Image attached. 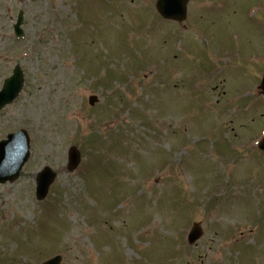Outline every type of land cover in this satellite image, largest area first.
I'll return each mask as SVG.
<instances>
[{
    "label": "rangeland",
    "instance_id": "374dc122",
    "mask_svg": "<svg viewBox=\"0 0 264 264\" xmlns=\"http://www.w3.org/2000/svg\"><path fill=\"white\" fill-rule=\"evenodd\" d=\"M212 2L197 0L193 11ZM217 9L185 30L173 23L181 33L165 32L152 0H0V90L16 66L24 71L19 97L0 112V141L22 129L31 138L20 178L0 185V264L56 254L61 264H264V155L256 144L264 99L250 74L260 67L246 52L257 43L264 60V0H221ZM239 49L247 62L234 66ZM153 57L159 65L148 68ZM220 71L228 74L220 77L224 99L209 80ZM92 94L101 99L95 107ZM120 94L129 97L125 108ZM72 146L81 152L74 170ZM46 166L57 178L39 201ZM195 222L204 237L190 246ZM223 225L238 230L224 235Z\"/></svg>",
    "mask_w": 264,
    "mask_h": 264
},
{
    "label": "water",
    "instance_id": "95a60500",
    "mask_svg": "<svg viewBox=\"0 0 264 264\" xmlns=\"http://www.w3.org/2000/svg\"><path fill=\"white\" fill-rule=\"evenodd\" d=\"M188 0H161L159 8L163 12L164 16L169 18L184 19L186 3ZM178 14H170L175 7ZM182 11V14L180 13ZM23 22V12L19 14L18 23L15 25V31L18 36L23 35V31L20 26ZM23 87V78L21 69L18 67L14 71V76L5 82L3 90L0 92V110L6 105L12 103L19 95ZM96 102L95 97H91L90 103L94 105ZM29 137L25 131H21L17 134L10 135L7 141L0 143V184H4L8 181L12 182L19 177V173L24 164L29 158ZM264 149V142L261 144ZM71 166L75 167L80 161V154L76 149L71 150ZM55 174L50 168H45L39 175L37 186V197L43 199L46 197L49 187L54 181ZM202 236L200 225L196 224L189 236V242L195 243ZM61 257H56L45 264H60Z\"/></svg>",
    "mask_w": 264,
    "mask_h": 264
},
{
    "label": "flooded vegetation",
    "instance_id": "af4514ba",
    "mask_svg": "<svg viewBox=\"0 0 264 264\" xmlns=\"http://www.w3.org/2000/svg\"><path fill=\"white\" fill-rule=\"evenodd\" d=\"M256 45H257V43H256V44H252V45L250 46V48H248V49H249V52L251 53L252 56H255V55H256ZM220 53H221V54L223 53V50H222V49H220ZM236 53H237V50H235V53H234V54H233V53H231V54H232V55H236ZM203 66L206 67V65H203ZM229 74H230V73H229ZM257 74H258L259 76L263 75V74H264V68H263L260 72H258ZM218 75H219V76H224V75H228V74L225 73V72H220Z\"/></svg>",
    "mask_w": 264,
    "mask_h": 264
},
{
    "label": "bare ground",
    "instance_id": "6f19581e",
    "mask_svg": "<svg viewBox=\"0 0 264 264\" xmlns=\"http://www.w3.org/2000/svg\"><path fill=\"white\" fill-rule=\"evenodd\" d=\"M82 243H84V240H81Z\"/></svg>",
    "mask_w": 264,
    "mask_h": 264
}]
</instances>
